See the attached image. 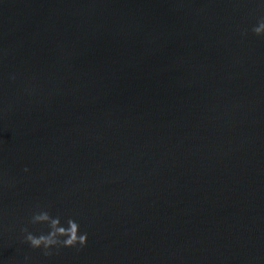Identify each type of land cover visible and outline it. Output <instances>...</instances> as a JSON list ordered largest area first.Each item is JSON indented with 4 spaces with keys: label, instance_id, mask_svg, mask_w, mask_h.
I'll list each match as a JSON object with an SVG mask.
<instances>
[{
    "label": "water",
    "instance_id": "obj_1",
    "mask_svg": "<svg viewBox=\"0 0 264 264\" xmlns=\"http://www.w3.org/2000/svg\"><path fill=\"white\" fill-rule=\"evenodd\" d=\"M262 5L0 0V264H264Z\"/></svg>",
    "mask_w": 264,
    "mask_h": 264
},
{
    "label": "clouds",
    "instance_id": "obj_2",
    "mask_svg": "<svg viewBox=\"0 0 264 264\" xmlns=\"http://www.w3.org/2000/svg\"><path fill=\"white\" fill-rule=\"evenodd\" d=\"M250 31L256 36L264 37V15L259 17ZM241 34L247 36L248 30L245 29ZM24 171L27 172L28 168H25ZM38 209L32 213L30 223L33 225L45 224L48 231H42L37 235L29 231L28 227H23L21 229L24 234L23 241L28 243L31 248L42 249L43 255L51 256L53 249L59 251L61 248H76L79 251L87 245L88 233L80 232V224L75 218L68 217L62 223L60 215L53 216L46 208L39 206Z\"/></svg>",
    "mask_w": 264,
    "mask_h": 264
}]
</instances>
